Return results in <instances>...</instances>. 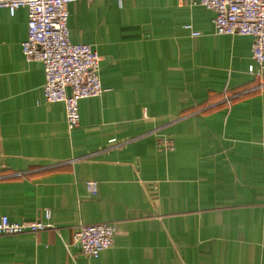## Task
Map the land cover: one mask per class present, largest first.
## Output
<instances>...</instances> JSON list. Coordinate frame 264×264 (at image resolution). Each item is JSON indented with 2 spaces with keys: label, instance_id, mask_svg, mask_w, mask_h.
Returning <instances> with one entry per match:
<instances>
[{
  "label": "crops",
  "instance_id": "1",
  "mask_svg": "<svg viewBox=\"0 0 264 264\" xmlns=\"http://www.w3.org/2000/svg\"><path fill=\"white\" fill-rule=\"evenodd\" d=\"M65 7L102 87L78 99L72 128L63 103L42 98L41 62L21 53L26 8L0 7V215L51 224L0 234V264H264V68L251 36L215 33L212 10L189 0ZM101 221L112 246L87 256L73 230Z\"/></svg>",
  "mask_w": 264,
  "mask_h": 264
},
{
  "label": "built area",
  "instance_id": "2",
  "mask_svg": "<svg viewBox=\"0 0 264 264\" xmlns=\"http://www.w3.org/2000/svg\"><path fill=\"white\" fill-rule=\"evenodd\" d=\"M75 0H0V7L12 14L15 8H26V34L20 42L26 60H39L44 80L42 98L61 101L64 122L68 128L78 122L79 98L96 96L102 91L98 77L99 55L88 43L72 42L68 38L66 4ZM89 1V0H86ZM212 10L213 30L217 34H247L251 36V56L264 68V0H189ZM185 27L190 36L198 31L190 23ZM249 71H253L249 66ZM264 142V140H263ZM89 195L96 192V181L87 180ZM49 217V211H44ZM51 224L40 219L14 220L0 215V234L36 231ZM114 225L110 221L82 223L72 233L83 254L94 257L113 243ZM40 264V263H36Z\"/></svg>",
  "mask_w": 264,
  "mask_h": 264
}]
</instances>
